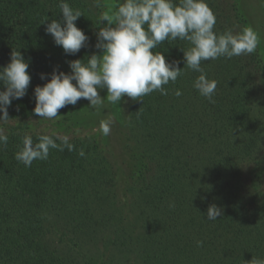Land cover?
<instances>
[{"label": "trees", "instance_id": "1", "mask_svg": "<svg viewBox=\"0 0 264 264\" xmlns=\"http://www.w3.org/2000/svg\"><path fill=\"white\" fill-rule=\"evenodd\" d=\"M215 1L206 0L216 16L214 31L232 30L237 16L230 21L218 15ZM65 2L81 11L76 25L90 38L89 47L75 56H66L40 25L45 19L61 18L59 0H0V66L9 62L12 49L20 50L30 61L32 77L28 94L12 101L6 122L36 117L33 91L46 83L40 73H51L54 66L67 73L66 60L97 51L96 0ZM188 47L187 41L177 39L152 50L163 53L166 61H179L182 74L175 83L164 85L167 95L154 91L138 100L132 115L144 136L140 155L145 166L135 182L141 217L147 230L161 229L150 238L145 262L264 260V190L254 181L264 177V69L254 52L202 62L207 78L217 81L215 102L210 103L193 87L200 73L184 67L179 48ZM177 90L182 95L176 96ZM85 101L59 111L76 110ZM4 134L8 143L0 145V264H109L105 252L95 257L88 245L102 243L112 233V246L124 248L128 236L119 224L115 170L98 143L91 138L68 139L69 149L56 139L64 137L49 135L58 147L49 150L46 160L26 167L15 159L24 136L36 142L48 134L31 135L19 127ZM129 150L132 160H139L137 149ZM256 158L262 161L244 172V162ZM213 203L223 209V216L210 221L206 213Z\"/></svg>", "mask_w": 264, "mask_h": 264}, {"label": "clouds", "instance_id": "2", "mask_svg": "<svg viewBox=\"0 0 264 264\" xmlns=\"http://www.w3.org/2000/svg\"><path fill=\"white\" fill-rule=\"evenodd\" d=\"M96 4L99 6V0ZM58 7L61 18L45 19L40 25H44L45 34L52 37L66 56H75L82 48L89 47V36L76 25L83 15L65 0H59ZM104 21L106 23L102 24ZM99 24L93 46L97 51L82 59L66 60L70 69L67 73L54 66L51 73L39 74L46 83L34 88L33 115L54 119L60 116V109L75 106L81 99L87 100L89 107L95 109L104 104L105 98L109 103L120 104L123 97L142 101V97L154 91L167 95L164 85L170 81L175 83L183 69L178 66L179 61H166L163 53L152 50L166 40L177 39L190 45L187 49L179 48L184 67L200 73L193 82L194 89L214 103L217 81L207 78L202 62L250 55L257 46V36L250 27L237 33L227 30L217 34L214 31L216 16L206 0H179L178 3L176 0H123L111 15L103 13ZM29 65L30 61L20 50L12 49L9 62L0 66V122L9 119L8 108L12 101L28 94L32 79ZM105 89L107 95L102 98L99 91ZM175 95L182 93L177 90ZM100 129L108 135L110 122H102ZM56 139H62V143L71 149L67 137ZM7 143L8 137L0 129V145ZM57 147L52 136L41 135L34 142L31 136L25 135L15 159L30 167L34 160H46L49 150ZM221 216V207L215 203L208 206L207 220L214 221ZM202 243L197 241V246ZM249 262L264 264V260L254 258Z\"/></svg>", "mask_w": 264, "mask_h": 264}, {"label": "rangeland", "instance_id": "3", "mask_svg": "<svg viewBox=\"0 0 264 264\" xmlns=\"http://www.w3.org/2000/svg\"><path fill=\"white\" fill-rule=\"evenodd\" d=\"M215 5L218 6V15H222L223 18L231 21L232 17L237 16V23L231 30L233 33H237L245 27H250L255 32L257 46L254 53H256L255 55L264 69V0H216ZM117 7V0H99V20L103 13L111 15ZM99 94L102 98L106 97V89L100 90ZM138 103V101H132L128 97H123L120 104H112L105 98L102 106L93 109L89 107V102L86 100L76 110L59 111L58 115L60 116L54 119H40L36 116L29 120L20 119L0 123V129H3L4 133L19 127L31 135L44 133L67 137V139L91 138L98 143L101 152L115 170L114 189L119 207H121L119 224L122 228L121 232L128 236V244L124 248L112 246L113 237L110 232V239L107 233L102 243L98 242L97 246L93 243L88 245L95 257L97 253L99 256L100 253L105 252V256L110 261L109 264H146L150 238L161 231L160 228H156L154 232H151L144 226L145 217H141V202L138 201L136 194L135 182L140 173V168L145 166L140 155L143 152L144 136L142 131L132 123V115ZM105 121L110 122L111 130L108 135H104L100 129L101 123ZM130 147L137 149L139 160H132ZM261 155L264 157V151ZM261 161L262 159L250 164L244 162L242 169L246 172L249 168H256ZM247 165H249L248 168ZM133 174L135 175L134 179L131 177ZM254 181L261 182L264 190L263 174L254 177ZM248 185L249 183H245V186ZM111 224L116 226L113 222ZM94 262H96V258Z\"/></svg>", "mask_w": 264, "mask_h": 264}]
</instances>
